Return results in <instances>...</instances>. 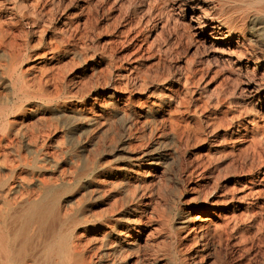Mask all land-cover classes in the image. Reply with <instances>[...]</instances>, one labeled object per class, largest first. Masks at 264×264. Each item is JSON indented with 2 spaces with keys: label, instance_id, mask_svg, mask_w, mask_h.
<instances>
[{
  "label": "rangeland",
  "instance_id": "rangeland-1",
  "mask_svg": "<svg viewBox=\"0 0 264 264\" xmlns=\"http://www.w3.org/2000/svg\"><path fill=\"white\" fill-rule=\"evenodd\" d=\"M76 1L81 0H62L43 12L37 10L43 0H0V19L10 23L15 35L12 46L0 45V70L4 75L9 71L13 78L17 77L20 85L23 84L22 89L31 96L18 100L9 89L0 85V106L5 109L0 120L7 118L12 128L22 129L26 124L23 129L34 138L36 145L39 144V153L48 150L50 154H57L53 153V156H58L55 159L60 166L54 167L50 163L47 176L58 174L60 168L66 173L71 172L69 169L83 172L85 166L95 164L113 169L114 180L131 178L134 174L126 165L127 156L129 152L138 154L144 151L147 155L144 158L147 161L143 160L144 172L153 187L157 184L155 190L161 201L172 206L176 215L192 207L193 214L206 218L209 223L200 238L201 251L197 260L204 264H264V49L260 47L264 46V28L261 27L264 14L257 10L261 4H245L244 0H122L123 3L96 0L107 4L110 8L108 16L99 12L97 27L93 23L92 27L86 24V30L77 31L75 22L68 27L61 15L63 10L68 12L67 17L76 14L73 5ZM214 2H219L217 10L211 6ZM128 18L138 21L140 35L146 38L149 46L141 63L124 62L122 55L129 46L125 41L115 44L112 40L116 29H125L124 21ZM241 18H245L247 24L243 28L239 24L231 25L233 19ZM79 22L82 26L81 19ZM212 29L215 30L212 36L221 39L216 43L209 37ZM51 31L55 38L48 42L45 33ZM228 32L231 33L230 39L222 38ZM208 45L213 47L212 50ZM206 49L210 51L208 56L205 55ZM238 52L243 56L238 58ZM133 69L138 79H135ZM179 72L189 78L179 80ZM139 79L143 81L141 85L136 83ZM154 88L164 93H179L182 108L187 105L178 117V127L183 131L181 147L176 145L179 136L167 123L170 119L166 102L155 105L154 118L139 111L145 108L141 101L148 103ZM41 94V99L35 97ZM18 106L29 110L25 119L14 118ZM226 109L237 115L234 129L238 128L240 132L235 131L231 140L234 145L232 157L230 147L225 143L230 126L224 117ZM3 144L1 158L9 159L7 163H17L15 144L12 147ZM157 151L159 159L150 163L152 159L148 158ZM246 154H250L251 159L245 160ZM210 158L218 162L221 193L231 189L236 181L240 185L249 180L257 185L254 195L234 200L232 205L223 200L211 213L195 210L194 203L203 199L207 190L204 188L209 189L213 184L211 178L207 183L202 182L199 172L209 164ZM197 160L201 163L199 167ZM208 183L211 184L208 186ZM201 184L205 187L199 186ZM91 189V186L87 187V192ZM217 212L229 219L231 215L239 216L237 226L232 229L229 225L225 232H214L210 223L216 220L213 216ZM147 215L143 218L145 222L150 218V213ZM249 219L254 223L246 227ZM158 228L157 223H153L149 227H140L139 234L133 231L130 236L132 252L125 249L123 253L128 251L130 254L124 253L123 259L134 260L135 264H165L169 256L176 258L167 243V234ZM179 230L175 228L174 233L178 231L177 237L182 239L180 249L187 254L192 243H196L190 238L184 240V232ZM247 232H251L252 239L245 238ZM136 242L139 249L134 251Z\"/></svg>",
  "mask_w": 264,
  "mask_h": 264
},
{
  "label": "bare ground",
  "instance_id": "bare-ground-1",
  "mask_svg": "<svg viewBox=\"0 0 264 264\" xmlns=\"http://www.w3.org/2000/svg\"><path fill=\"white\" fill-rule=\"evenodd\" d=\"M61 1L62 0H43V3L40 6H38V8L37 7L36 8L38 11H43V12L45 10L49 11L51 9V6L58 5L61 3ZM117 1L118 3L121 2L123 3L122 0H117ZM244 1L245 4H251V3L253 4V2L258 4L260 3L261 5L257 10L264 14V0H244ZM73 5L77 10L76 14H74L73 16L69 15L67 17L68 12H66L65 10L60 12L61 15L65 18V20H63L64 24L69 27L72 23L75 22L74 26L77 31L86 30L85 28L87 27L86 24L91 26V24L93 23L95 24V27H97L96 15L99 12H102V14L104 13L105 16H108L110 12V8L107 6V4L98 3L96 0H81L80 2L76 1ZM211 6L213 9H216L219 6V2L211 3ZM14 19L16 18L14 17ZM80 19L82 20V26L81 24H79ZM230 23L233 26H237V24H239L240 28H243L244 25L246 24L245 18L233 19ZM9 24H10L9 22L2 21L0 19V45L8 44L9 46H12L13 43H15L14 41L15 35L12 28L10 27L11 25ZM124 24H126L125 29L123 30L121 28L122 29L121 31H118V29H116L115 32L113 33L112 40L114 43L115 42L123 43V41H125L127 44L126 46H129V50L122 55L124 62L132 64V62L138 61L139 63H141L146 58L149 49V46L146 42V38L142 37L143 35H140L141 32H140V28L138 29V24H139L138 21L133 22V20L128 18L126 19V22L124 21ZM261 27L264 28V25H262ZM214 31H215L214 29L210 31L211 34L209 33V37L212 38V40H214V42L216 43L221 39L217 40L215 37L212 36V32ZM52 33H53L52 31L50 32V34L45 33L46 35H48V40H47L48 42H50L52 38L53 40L55 38L54 34ZM81 33L85 34L86 32L85 33L81 32ZM230 35L231 33L228 32V34L223 35L222 38L230 39L229 37ZM209 44H211V42ZM260 47L264 49V46H260ZM212 48L209 47V50H212ZM214 48L217 49L216 46ZM206 50L207 53L205 55L208 56L210 51L208 49ZM241 56H243V54L241 52H238L237 57L239 58ZM134 64L136 65V63ZM135 65H132V68H134ZM131 71H133L132 72L133 74L137 73L135 72V69ZM10 73L11 72L8 71V74L4 75L3 72H1L0 70V83H1L0 85L9 89L12 96L17 98L18 100L22 98L31 97L30 95H28V91H26L24 88L22 89L21 85L23 86V84L20 85V83L18 82V78L17 77L13 78ZM137 76L138 75L136 74L134 75L135 79L136 78L138 79ZM177 78L179 80L186 81L187 78L189 77L187 76V74L186 76L185 75L183 76V74L179 72ZM26 81L27 80H25V82ZM28 81H30L29 78ZM136 83H138V85L139 84L141 85L143 81L139 79L136 81ZM185 89L186 88H184V90ZM149 95H150L149 102L146 103L147 102L146 100L141 101L143 103L142 105H144L145 108L143 107L144 109H140L139 111H141V113L143 112V115L146 114V116L148 117L152 116V118H154L153 116L156 113L155 105L158 106V104L166 102L167 112L169 114V119H170V123L169 122L167 123L171 125L172 129L175 131L174 133H177V135L179 136L176 145L178 147H181L182 143H181L180 135H182L183 131L180 130V128L178 127L179 126L178 117L180 116L179 113H181L182 110L186 109L185 107L187 105L184 103L185 104L184 108H182L183 101L180 102L178 97L179 93L174 95L172 94V92L164 93L161 92V90L154 88L153 90H151ZM35 97L41 99L43 95L41 94ZM145 98L146 97H144L143 99ZM189 98H191V96H189ZM4 111L5 109L0 106V116L4 114ZM28 111L29 110H26L25 107L18 106L15 108L14 118L22 117V119H25V116L28 113ZM224 117L228 119L230 122L229 130L227 133L228 138H226L225 143H227L228 147H230V153L232 157V151H233L232 149L234 148V145H233V141L231 140H233V134L235 133V131L239 132L238 128L234 129L235 127L234 123L235 121H237L238 117L237 115H235V113H233L229 109H226L224 111ZM169 127L170 126L168 125V129ZM23 128L22 129L19 127L12 128L11 122L7 118H4V120H0V153L3 152V147L1 143L7 144L8 147L9 145H11L12 147V145L15 144L18 153L17 163H14L13 160H12L13 163L11 162L7 163L9 159L7 160V158L5 157L1 158L0 156V264H135L134 260L132 262L131 259H123V254L126 252L129 253L128 251H130V249H133V240L130 236L133 233V231H136L139 234L141 232L139 231L140 227H149L153 223L154 224L157 223V227H159L158 229L167 234L168 237L167 243L172 248V252L177 255V257L176 258L174 257V259L169 256L167 259H165L166 260L165 264H204L203 262L197 260V257L201 251L200 238L202 236V233H204V231H206L209 228V223L207 219L196 216L197 215L196 213H195L196 215L193 214V211L191 210L192 207H190L191 209L188 211L184 210L185 212H183V214L176 215V213L173 211L172 206H169L163 201H161V197L158 195L157 190H155L157 184L155 183V187H153L152 181L150 179L151 182L150 184L151 186H150L149 185L150 182H148L149 179L146 175L147 172L146 173L144 172L143 167L145 166V163L143 160H145L144 158L147 156L146 153H144V151L138 154L129 152V155L127 156L128 164L126 165L128 167V170L130 172H133L134 174L132 175L131 178L119 177L118 179L114 180L115 177L113 178L112 175L113 172H111V170L113 169L104 167L103 165H95V164L85 166L86 169L83 172H78V171L73 172L71 169H69V171L71 172L66 173L64 169L60 168L58 174L47 176L46 173L50 163L54 167L60 166L58 161L56 160L58 156L56 158L55 156H53L54 152L50 154L48 150L39 153L37 147L39 144L36 145L34 138L26 134V131ZM257 133H258L257 130H255L254 135L257 136ZM230 142L231 145L228 144ZM4 144L3 146H5ZM56 146L58 147V145ZM135 147L136 146H134V148ZM159 148L161 149V147ZM159 148H155L154 150H157ZM158 155L159 154L157 151V153H152V158L151 157L148 158L149 156L147 158L153 160V161L150 160V163L157 162L156 160L159 159ZM246 159H251V155L246 154L245 160ZM200 164L201 163H199L197 160V164H196L197 167H199ZM199 172L201 175L200 178H202L201 180L202 182L207 183L208 178H211L213 180V184L208 183V186L209 184H211L210 188L209 189L204 188L207 190H205L203 193V197H202L203 199L199 200L198 202L194 201L196 202L194 203L195 204L194 209L197 211H206L208 213L209 212L211 213L212 210L218 207L220 205V202H222L223 200L226 201V203L232 205L234 203V200L236 201L239 198H244L250 195L252 196V194L254 195L253 192L256 191L255 187L257 185L254 186L253 181L248 180V182L245 183L241 182L242 184L240 185L237 184L239 181L238 182L233 181L234 183L231 189L227 190V192L225 193H221L220 190L221 179H220L218 162L211 158L209 164L202 167ZM194 174L195 173H193L192 178H194ZM90 186L92 189L89 192H87V187L90 188ZM199 186L205 187L204 184H201ZM148 213H150V218H148L149 220L147 219V221L145 222L143 221V218H146L145 215H147ZM231 216L232 217L230 219L225 217L223 214L220 215V213H218L216 216H213L216 217V220L210 223L212 226V230L214 232H222V231L225 232L226 226L229 225H232L231 228L234 229L238 224L237 218H239V216L237 217L236 215H231ZM252 222L253 220L249 219L246 227L247 226L249 227L252 224ZM175 228H177L178 230L181 229V231L183 230L184 240L185 239L188 240L190 238L192 241L196 243V244L192 243L193 247L192 246H191L192 248L190 247V250H188L187 254L186 252H183L180 249L182 239L177 237L178 231L177 234L174 233ZM99 233H102L100 234L101 236H98ZM228 233L226 235H228ZM250 233L251 232L245 235L246 239L248 238L252 239V234ZM138 244L139 243H137V247H134V251L139 249ZM125 249L126 250L129 249V250L123 253ZM137 258H139V256Z\"/></svg>",
  "mask_w": 264,
  "mask_h": 264
}]
</instances>
